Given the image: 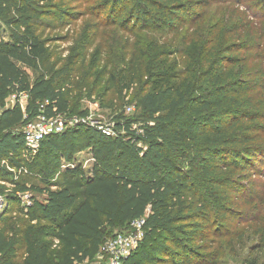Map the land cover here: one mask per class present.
<instances>
[{"label": "trees", "instance_id": "obj_1", "mask_svg": "<svg viewBox=\"0 0 264 264\" xmlns=\"http://www.w3.org/2000/svg\"><path fill=\"white\" fill-rule=\"evenodd\" d=\"M40 2L0 0V23L10 37L0 39V181L9 180L10 169L26 165L41 167L40 175L48 180L44 188H31L42 199L33 196V207L20 211L25 220L16 223L6 212L0 214V264H104L102 249L116 236L114 229L127 231L142 219L145 239L125 264H159L167 245H179L181 224L206 234L226 217L221 202L235 195L244 205L252 201L233 179L262 176L264 165L259 143L264 137V0H96L98 15L110 11L114 17L106 27L136 38L130 83L139 72L147 78L133 96L141 116L118 117L116 138L85 127L49 136L31 164L23 157V127L39 117L46 102V116L71 115L69 101L46 76L55 69L36 33L45 15ZM218 4L227 5L233 19L239 10V22L228 27L225 18L221 31L223 14L215 10L208 16ZM165 58L172 59V67L164 66ZM24 68L46 71L31 81ZM65 74L69 80L70 69ZM21 94L29 96L26 109L7 106L11 95ZM89 149L96 159L93 177L82 168L60 172V157L72 162ZM181 161H188L191 171ZM56 175L62 176L60 182L52 180ZM12 184L15 194L31 190ZM5 191L0 185V196ZM212 196L220 198L213 205ZM4 198L9 205L20 204L17 195ZM259 205L251 226L218 236L233 248L249 236L252 245L242 264H264V205ZM240 216L242 224L247 216ZM214 257L221 259V249Z\"/></svg>", "mask_w": 264, "mask_h": 264}, {"label": "rangeland", "instance_id": "obj_2", "mask_svg": "<svg viewBox=\"0 0 264 264\" xmlns=\"http://www.w3.org/2000/svg\"><path fill=\"white\" fill-rule=\"evenodd\" d=\"M40 3L44 7L45 15L41 17L42 21L36 25V33L46 43L49 50V65L55 69L53 72H47V79L50 81L54 80V86L69 101V114L71 115L63 116V118L88 117L90 121L112 125L113 129L118 133L116 130V119L118 117L122 115L124 119H131L132 117L141 116L142 113L141 108L137 105V100L133 96L146 83L147 78L142 75V72H139V77L130 83L131 78L134 77L130 74V67L134 60L132 48L136 38L116 27H106L108 19L114 21V17L111 16L110 11L104 16L98 15L97 10L93 8L96 0H54L53 4L49 3L48 0H41ZM213 11H215V15L222 13L224 16L220 27L221 31L227 26L225 18L229 22L228 27L233 26L235 21L239 22V10H237L235 19L232 18V13L234 12L228 13L227 5L218 4L211 6L208 16ZM0 39L6 42L10 40L9 33L2 23H0ZM161 59L162 57L159 58V62ZM164 62L166 63L164 66H169V68L173 65L172 59L168 60L165 58ZM24 69L31 81L46 71L44 69L36 71ZM69 69L70 79L65 80L66 70ZM161 69L159 70L161 71ZM113 75L115 76L114 81L111 79ZM127 85L130 88L123 90V87L125 88ZM250 94H247V96ZM252 96L254 95L252 94ZM28 102L29 98L20 99V104L23 107H26ZM8 104L12 105V102L9 101ZM129 109L131 110L129 111ZM73 128L76 127H70L67 131ZM138 128L139 124H136L133 129L137 130ZM88 129L92 130V128ZM259 143L264 145V137L262 142ZM138 146L146 150L144 145L138 144ZM38 151L33 154L25 150L23 157L32 164L39 153ZM181 163L184 164L186 171H191L188 161H181ZM95 164L96 159L91 149L76 154L72 162H68L64 157H60L58 161L61 173H64L69 168H82L89 178L93 177ZM260 168H263V170L261 169L262 176L237 174L233 179L237 182L235 188H238L239 192L242 190L243 192L241 193L251 197L252 201L248 200L244 205L243 201L239 200L235 195L230 197V200L221 202L220 205L225 206L224 208L222 207V213L225 212L226 217L224 220L217 222L214 231L206 234H194V228L189 223L181 224L179 227L182 228L179 229L184 234L176 236L179 245H167V255L159 254L161 260L159 264H176V262L208 264L210 260L214 263L220 262V264H242L247 256V247L252 245L249 236H246L242 243L233 244L234 248L227 246L223 243L225 241L224 238L219 239L218 236L220 234L231 236L225 234L240 233L243 228L252 225L253 222L250 216L254 213V208L256 206L258 208L261 207L259 203L264 205V165ZM33 169L31 170L27 165L21 171L10 169L9 172L12 175L9 180L0 181V185H4L6 188L4 197L9 199V196L17 195L18 200H20L19 195L14 193V185L12 184L14 182L26 185L30 189L34 186L46 187L48 180L45 179L44 175H40L41 167ZM58 176L56 175L52 180L60 182L62 176ZM225 176L231 177L232 175L228 173ZM238 185L242 187L239 188ZM29 193L35 196V191L32 189ZM209 194L210 192H206L207 197ZM35 198L37 200L42 199L40 196H35ZM216 200L218 201L220 198L212 196L211 204H215ZM22 207L20 200V204L9 205L3 213L6 212L8 219L12 217L13 222L20 223L25 220V217L20 215ZM241 214H246L247 219L242 224H239ZM261 217L262 219L264 218V213ZM204 231L207 230L205 229ZM125 232L127 231L124 230V227H116L113 234L119 235ZM161 240L159 239L158 243ZM56 244L58 243L56 242ZM138 249L139 247L134 252H138ZM220 249L222 257L218 260L215 259L214 254ZM23 253V248H18L15 253L17 262L21 260ZM208 255H212L211 257L209 256V260L207 259ZM104 260L106 261V259ZM94 264H99V261Z\"/></svg>", "mask_w": 264, "mask_h": 264}, {"label": "built area", "instance_id": "obj_3", "mask_svg": "<svg viewBox=\"0 0 264 264\" xmlns=\"http://www.w3.org/2000/svg\"><path fill=\"white\" fill-rule=\"evenodd\" d=\"M29 98L28 94L11 95L7 101V106L14 107L16 104L20 105V99ZM11 101L12 105L8 102ZM48 102L41 105V112L37 119L28 123L23 127L22 132L25 139L26 151L33 154L37 153L40 149L42 142L52 135L62 134L70 127H88L92 130L99 132L100 134L108 138H116L118 133L113 129L112 125H106L103 123H96L90 121L88 117H72L63 118L61 115L46 116L45 108ZM131 109H129L130 111ZM19 198L22 203V209L28 211L33 207V196L28 192L19 193ZM9 207L5 198L0 196V214ZM144 219L137 220L130 225L127 232L116 235L110 239L102 249V255L105 257L106 262L104 264H125L132 253L140 246L146 236Z\"/></svg>", "mask_w": 264, "mask_h": 264}]
</instances>
